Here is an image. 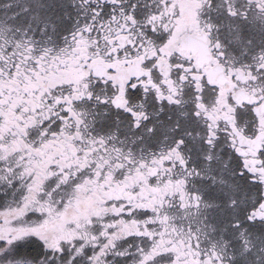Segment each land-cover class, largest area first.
<instances>
[{
    "label": "snow or ice",
    "instance_id": "snow-or-ice-1",
    "mask_svg": "<svg viewBox=\"0 0 264 264\" xmlns=\"http://www.w3.org/2000/svg\"><path fill=\"white\" fill-rule=\"evenodd\" d=\"M0 264H264V0H0Z\"/></svg>",
    "mask_w": 264,
    "mask_h": 264
}]
</instances>
